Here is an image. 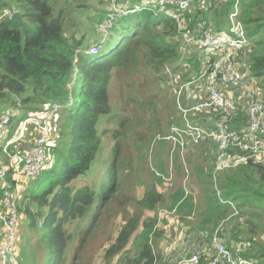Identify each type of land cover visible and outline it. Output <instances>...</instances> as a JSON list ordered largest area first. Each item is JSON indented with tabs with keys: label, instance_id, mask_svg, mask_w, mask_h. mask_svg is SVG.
Segmentation results:
<instances>
[{
	"label": "trees",
	"instance_id": "16d2710c",
	"mask_svg": "<svg viewBox=\"0 0 264 264\" xmlns=\"http://www.w3.org/2000/svg\"><path fill=\"white\" fill-rule=\"evenodd\" d=\"M65 1L0 2V104L18 108L17 114L11 117L12 130L27 116H42L49 113L53 104L59 106L50 117L53 137L47 146L45 169L32 182L25 206L19 209L32 229L41 219L39 235L43 256L36 258L35 254L33 264H63L71 234L67 227L72 223L79 224L87 208L94 203L93 191L86 186L75 189L70 183L84 175L95 161L104 134L97 130L98 118L110 113L108 89L112 73L129 70L138 56L157 71L184 57L183 64L176 65V62L172 69L179 83L187 75L185 83L197 79L204 70L201 53L181 54L175 25L161 11H147L145 16L143 11L126 12L116 17L108 28L107 41H97V52L87 55L83 47L84 33L78 35L77 27L68 32L65 24L74 12L78 16L85 14L80 11L85 5L79 4L77 9ZM200 1L202 7H191L194 14L192 17L187 15V23L201 22L205 27L222 29L232 0H219L221 7L215 8L216 0ZM131 3H138V0H118L119 6L126 7L125 11L134 8ZM240 3L241 20L251 44L246 57L249 72L256 83H262L259 86L264 91V0H240ZM6 10L19 12L20 23L2 17ZM107 12L109 9L97 15L87 14L82 26L103 25ZM21 24L25 26L24 31ZM115 36L117 40L110 45ZM183 65L188 70L179 77L177 73ZM245 121V114L238 110L230 125L239 128ZM14 149L10 147L13 152ZM114 151L118 155V143ZM205 177L206 213L201 222L202 230L212 236L222 223L224 229L220 228L217 235L224 238L228 234L231 240L241 244L237 254L235 249L232 251L228 247L234 255L264 264V241L262 235L259 236L264 232V166L249 160L216 174L221 196L235 204L236 214L229 205L221 204L216 198L212 172L207 171L204 180ZM171 200L169 208L180 202L182 207L189 208L193 197L179 187ZM135 204L140 211L127 219L104 251L105 264L114 258L115 264H156L152 241L161 234L156 228L157 217L141 218L143 210L155 212L164 206L165 196L153 185ZM245 215L249 218L242 221ZM139 223L141 231L131 244ZM85 233L88 232L82 228L80 234ZM19 264H24L20 257ZM199 264H208L207 256L200 254Z\"/></svg>",
	"mask_w": 264,
	"mask_h": 264
},
{
	"label": "built area",
	"instance_id": "2783aa9c",
	"mask_svg": "<svg viewBox=\"0 0 264 264\" xmlns=\"http://www.w3.org/2000/svg\"><path fill=\"white\" fill-rule=\"evenodd\" d=\"M240 4V0H232L225 26L218 30L205 27L201 22L187 23L192 0H138L134 8L126 11V7L119 6L118 0H108L110 17L113 15L116 18L126 12L161 11L175 25L181 54L201 53L204 70L197 79L188 83L180 84L172 69L164 67L166 84L175 93L179 118L169 122L166 131L158 134L154 140L169 146L171 159L175 155L183 159L189 146L205 142L215 144L214 180L219 171L245 164L249 160L264 166V91L251 76L247 55H244L250 41L241 20ZM15 12L6 10L2 17L12 18ZM110 25L111 22L109 25L105 22L100 27L108 29ZM97 50L98 45L92 44L85 54L91 55ZM190 87L197 92L191 94L189 104L184 106L179 101L183 92ZM58 108L57 104H53L49 113L39 117L27 116L13 130L11 117L17 114L18 109L0 113V264H19L15 236L18 213L21 203L27 199L32 182L45 169L47 146L53 137L50 117ZM238 110L245 114L246 121L234 129L230 122ZM200 117L202 121L198 123ZM14 131L16 134L12 137ZM28 137L31 140L28 148L19 149L21 145L25 146L22 143ZM10 147H14L15 151H11ZM156 175L165 183L172 181L171 169L167 177L158 173ZM214 191L218 201L229 205L234 210L233 214H236L235 204L224 200L217 187H214ZM217 231L211 236V253L205 255L208 264H255L251 259L234 255L219 238ZM239 246L241 244L236 243L234 247L236 254L240 250ZM200 254H191L183 263L199 264Z\"/></svg>",
	"mask_w": 264,
	"mask_h": 264
},
{
	"label": "rangeland",
	"instance_id": "374dc122",
	"mask_svg": "<svg viewBox=\"0 0 264 264\" xmlns=\"http://www.w3.org/2000/svg\"><path fill=\"white\" fill-rule=\"evenodd\" d=\"M120 1L125 2V0ZM65 2H67V5L76 6V8L79 4L85 5L83 6L84 10H80L85 14L78 16L74 12L73 17L67 18L65 22L68 32L75 30L77 27L79 30L78 35L84 33L86 37L83 47L85 49L99 40L107 41L110 30L97 26V24H93L92 28L91 26L83 27L82 25H84L87 14L97 15L103 10L108 11V0H66ZM202 4L200 0H192L191 7L197 9L202 7ZM205 4L209 5L206 2ZM213 5L214 8L221 7V1L216 0ZM146 14L147 11L144 10L143 15ZM193 14L191 11L188 15L192 17ZM106 15V23L109 25V22L114 21L115 17L113 15L110 17L108 12ZM73 25L76 26L72 27ZM116 40L117 37H113L110 45ZM250 46L249 43L244 50V55H249ZM183 61H185L184 57H180L175 63L181 66ZM174 64L165 66L174 69ZM164 67L160 71L154 70L145 63L142 56H138L129 70L112 73L113 76L108 89L110 113L98 118L97 130L100 134L103 132L104 134L101 135V143L95 161L84 175L79 176L70 183V186L75 189L86 186L93 191L95 195L94 203L87 208L86 215L84 218L82 217L79 224L72 223L67 227L68 232L71 234L63 264H105L106 261L103 260L104 251L109 247L127 219L138 210L135 203L144 196L146 191L153 187L155 178L152 169L158 167V163H165L168 169L172 171V182L168 184L169 186L160 187L164 195L175 191L179 187L182 188V185L188 189L191 183L196 184L199 173L203 168L208 169L210 166V164L204 166L200 159L202 156H210L208 147H202L203 145L189 147L183 156L187 168L189 169V163H192V165L189 169L190 172L187 171L189 176L187 172L185 175V170L182 169L179 161L180 157L177 155L174 157L179 159L176 163L173 160L172 166V164H169L168 147L158 143L162 141L154 140L158 134H163L166 131L169 122L177 121L179 118L176 111L175 93L166 84ZM187 70L188 67L183 65L177 74L180 77ZM187 77L188 75L181 79V84L186 82ZM256 84L259 86L262 83ZM184 96L185 91L183 92ZM179 102L183 104L182 101ZM17 109L7 104H0V113H10ZM15 134L16 131L12 132V137ZM28 140H30V137H28ZM28 140L25 141L28 142ZM116 143L119 145L118 155H116V149V153L114 151ZM208 158L207 161L210 162L212 156ZM176 164H178V167L174 168ZM183 179H187L184 184ZM205 181H207L206 177L205 180L202 178V186H204ZM212 187L213 190L214 187L220 190L214 177ZM193 188L198 191L196 185H193ZM25 203L24 201L21 204L25 206ZM170 204L171 201L168 199L165 200V208L159 207L155 212L143 210L141 220L146 217L156 216L158 218V216L163 215L165 217L164 224H169L167 232L170 237H161L160 234L152 241L155 252H157L158 243L162 241L167 243L176 236L172 232V227L174 225L177 227V223H175V216L170 214ZM97 207L100 208L96 210ZM18 215L19 219L15 233L18 261L20 257V261L23 260L24 264H33L32 257L35 254L36 258L43 256L42 240L39 235L41 219L36 222L37 227L32 229L23 212L19 211ZM93 217L95 218L91 221ZM247 218L249 217L245 215L242 221ZM156 227L161 228L158 219ZM78 228L80 229L78 230ZM82 228L83 231L86 230L88 233L80 234ZM141 228L142 226L139 223L131 238V244H133L135 236L139 234ZM261 235L262 241H264V232L260 233L259 236ZM256 238L258 240V237ZM235 245L236 240L234 239L231 243H227L232 251ZM129 247L130 245H128ZM240 248L241 246L238 247V250ZM115 259L107 264H115Z\"/></svg>",
	"mask_w": 264,
	"mask_h": 264
},
{
	"label": "crops",
	"instance_id": "0c3cea01",
	"mask_svg": "<svg viewBox=\"0 0 264 264\" xmlns=\"http://www.w3.org/2000/svg\"><path fill=\"white\" fill-rule=\"evenodd\" d=\"M131 4L134 7L138 3H135V4L131 3ZM194 91L197 92V90L193 87L187 88L185 90V96L183 97L182 95L181 97V101L183 102L182 105L185 106L189 104L191 100V96H192L191 94L194 93ZM201 117L197 120L198 123H201L202 121ZM26 142L27 141L22 143L25 146L21 145L19 149L26 150L28 146L30 145L31 140H28L27 143ZM158 143H161L162 145L168 147L169 149V146L166 143H163V142H158ZM199 146L208 147L207 149H208V152L210 153V156L208 157L212 156L211 161L210 162L207 161L209 160L207 156H202L200 159L204 166L205 165L207 166L209 164L210 166L208 167V169L203 168V170L199 173L196 184L191 183L188 189L185 188L184 185H182V189L185 191V194H190L193 197V201H191L192 206H190L189 208H187L188 206L182 207L181 202H180L177 205L169 208V210L171 211L170 212L171 216H175L176 218L175 223H177V227L176 225L172 227V232L176 234V236L174 237V239H170V241L167 243H165V241L158 243L157 248H156L157 252H155L156 253V264H184L183 261L187 259L193 253L199 252L203 255H208L209 253H211V250H212L211 236L208 233H206L204 230H202L201 228L202 226L201 222L203 221L204 219L203 216L206 213V207H205L206 195L204 194L205 188L204 186H202L201 180L202 178L204 179V175L205 173H207V171H211L212 176H213L216 145L210 142H205L198 146H189V147H199ZM174 157L172 159L169 157V164H172V166H173V160H175V163H176L177 159H179L178 157L176 158ZM179 161L181 162L182 169L185 170L184 173L186 175V172L189 171V169H191L190 166L192 165V163L188 164L189 166V169H188L186 162L184 161V158L183 159L180 158ZM157 166L158 167H155V169H152V171L154 172L153 176L155 178L153 185L155 186V189L157 190L158 193L163 194L160 187L168 185L169 183H165V181L161 177L157 176L156 173L163 175V177H167L170 169H168V166H166L165 163L164 164L158 163ZM177 167H178V164L174 166V168H177ZM188 176H189V173H188ZM187 179H183V184L187 181ZM193 185H196L198 187V191L193 188ZM177 189H175V191L171 193H167V194L165 193V195L163 194L165 196V200L170 199V201L172 202L171 198L174 196V193L177 191ZM161 207L165 208L164 206H161ZM164 218L165 217L163 215L158 216L157 219H158V222H160L161 228H158V227L156 228L159 231H161V237L164 236L166 238V237H170L167 232L169 224L168 225L164 224ZM220 228L221 230L224 229V225L222 223H220L217 227L218 230ZM219 238L222 241H224L226 244L227 243L229 244L232 241L230 236H228V234L227 236H224V238L220 236Z\"/></svg>",
	"mask_w": 264,
	"mask_h": 264
},
{
	"label": "water",
	"instance_id": "95a60500",
	"mask_svg": "<svg viewBox=\"0 0 264 264\" xmlns=\"http://www.w3.org/2000/svg\"><path fill=\"white\" fill-rule=\"evenodd\" d=\"M18 17H19V12H15V13H13V15H12V20H13L14 22H16V23H20L19 20H18ZM21 25H22V24H21ZM24 29H25V26L22 25V31H24Z\"/></svg>",
	"mask_w": 264,
	"mask_h": 264
},
{
	"label": "bare ground",
	"instance_id": "6f19581e",
	"mask_svg": "<svg viewBox=\"0 0 264 264\" xmlns=\"http://www.w3.org/2000/svg\"><path fill=\"white\" fill-rule=\"evenodd\" d=\"M132 14H134V13H132Z\"/></svg>",
	"mask_w": 264,
	"mask_h": 264
},
{
	"label": "clouds",
	"instance_id": "9594fccd",
	"mask_svg": "<svg viewBox=\"0 0 264 264\" xmlns=\"http://www.w3.org/2000/svg\"><path fill=\"white\" fill-rule=\"evenodd\" d=\"M17 12V11H16ZM154 173V172H153Z\"/></svg>",
	"mask_w": 264,
	"mask_h": 264
}]
</instances>
